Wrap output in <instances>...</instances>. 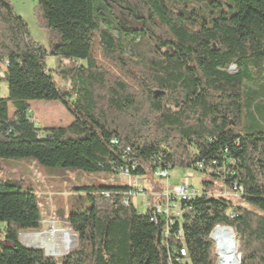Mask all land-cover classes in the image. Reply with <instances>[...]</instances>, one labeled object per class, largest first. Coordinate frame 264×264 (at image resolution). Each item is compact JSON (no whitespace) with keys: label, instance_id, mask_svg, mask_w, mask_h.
Listing matches in <instances>:
<instances>
[{"label":"trees","instance_id":"16d2710c","mask_svg":"<svg viewBox=\"0 0 264 264\" xmlns=\"http://www.w3.org/2000/svg\"><path fill=\"white\" fill-rule=\"evenodd\" d=\"M35 17L49 54L0 0V159L110 177L180 168L213 182L181 203L167 237L151 205L140 214L123 203L126 183L73 188L86 197L67 206L76 246L59 263L20 244L42 213L0 178V264H215L217 225L234 232L239 264H264V123L243 124L245 102L253 116L264 110V0H37ZM49 55L66 89L46 72ZM33 101L60 103L72 122L38 129Z\"/></svg>","mask_w":264,"mask_h":264},{"label":"rangeland","instance_id":"374dc122","mask_svg":"<svg viewBox=\"0 0 264 264\" xmlns=\"http://www.w3.org/2000/svg\"><path fill=\"white\" fill-rule=\"evenodd\" d=\"M9 2L14 13L25 22L31 39L40 44L49 54L52 39L50 34L38 25V21L35 17L37 0H9ZM63 63L69 65L66 61H63ZM45 64L46 72L49 73L61 87L66 89L67 85L65 82L55 74L58 64L57 59L49 55L45 60ZM231 71L234 72V69L231 68ZM251 90L256 91L257 87L253 86ZM6 96L7 85L4 81H0V98ZM251 96L257 97L258 95L251 93ZM246 103L247 102H245L243 107V124H250L254 119L260 120L264 123V110H261L260 113L256 112L257 115L254 114V117V105L250 106V104L247 105ZM8 108L9 114H11L13 111L12 105L9 104ZM29 110L35 126L40 130L45 128L66 127L72 121L70 114L58 102L33 101L30 102ZM167 173L169 176L167 179H158L153 177V174L146 173L137 180H140L145 188L151 186L162 188L163 191L168 188H175L182 184V181L188 174L191 175L189 178L191 186L198 191L203 189L202 181L213 182L212 178H208L201 173H195L192 170L173 168L169 169ZM0 178L17 184L21 192L33 193L36 197L38 208L42 213L40 229L38 231L20 233V244L28 246V240H30L32 235L42 234L52 230L67 231L69 232V236L74 238H71V246L66 248L63 253L49 255L50 257L57 258L59 263L61 262V258L67 255L76 246V237L66 226L65 218L67 215V206L72 205L75 200L85 199L86 197L85 192L80 190L76 191L73 190V188H81L85 186L124 185L126 183V180L119 178H113L110 180L111 177L105 174L88 175L80 171H66L60 168L50 169L42 167L31 159H0ZM133 184L136 185L134 181ZM155 191L157 190L145 191L146 198L144 200L140 197H134L132 199V204L138 213H145L149 204L154 203L156 195L160 193L159 191ZM215 195L218 194L215 192ZM222 196L230 199L234 205L241 204L238 197L233 196L228 191H224ZM228 231L231 232L230 230ZM232 232L231 234L233 236L234 232ZM31 247L37 248L34 245ZM37 249L41 248L38 247ZM41 250L44 253L46 251L44 249Z\"/></svg>","mask_w":264,"mask_h":264},{"label":"built area","instance_id":"2783aa9c","mask_svg":"<svg viewBox=\"0 0 264 264\" xmlns=\"http://www.w3.org/2000/svg\"><path fill=\"white\" fill-rule=\"evenodd\" d=\"M6 66V61H0V79H3L4 77ZM212 165L214 166L215 163L212 162ZM197 169L205 170L207 175H210L211 173L215 172V169H212L210 167L205 169L202 164H197ZM153 177H156L158 179H167L169 176L167 170H160L153 173ZM190 177L191 175L188 174L182 181V184H180L179 186L175 188H168L160 192L158 195H156V200L154 201V203L149 204L152 207V214L155 218V223L156 219L160 218L166 225V230L163 235L164 237L168 236L170 230L169 227L172 226L174 224L175 219L180 216L181 203L190 201L201 194V191L195 190L191 186L189 182ZM113 178L126 180L127 186L130 187V190L125 194L123 200V203L125 205L128 204L129 199L132 200L134 197H140L143 200L146 198L145 190L142 187L133 184V181L135 182L138 177L131 176L126 168H120L116 172V174L111 177V179ZM230 193L233 196L237 197L236 192ZM105 196L107 197L108 194H105ZM218 229H227L232 232L230 228L223 227L220 225L215 226L210 232L209 239L212 243L215 264H229L228 259L230 258V264H239L240 253L237 250V243L234 234L232 240H228V242H221L219 240V237L216 235ZM177 236L180 237L179 231L177 233ZM185 256V250L181 249L176 259L178 262H182Z\"/></svg>","mask_w":264,"mask_h":264},{"label":"bare ground","instance_id":"6f19581e","mask_svg":"<svg viewBox=\"0 0 264 264\" xmlns=\"http://www.w3.org/2000/svg\"><path fill=\"white\" fill-rule=\"evenodd\" d=\"M216 235L219 237L221 242H228V240H232L233 237L231 232H229L227 229H218ZM71 238L73 237H70L69 232L67 231L52 230L42 234L32 235L30 240H28L29 243L27 244L28 246L34 245L46 250L48 255H54L61 254L66 250V248H69L71 246ZM230 259H228L229 264Z\"/></svg>","mask_w":264,"mask_h":264},{"label":"crops","instance_id":"0c3cea01","mask_svg":"<svg viewBox=\"0 0 264 264\" xmlns=\"http://www.w3.org/2000/svg\"><path fill=\"white\" fill-rule=\"evenodd\" d=\"M135 183H136L137 186H141L145 191H154V190H157L155 192H158V191L161 192V191H163L162 188H157V187H151V186H149V187H146L145 188L144 185L142 184V182L140 180H136Z\"/></svg>","mask_w":264,"mask_h":264},{"label":"water","instance_id":"95a60500","mask_svg":"<svg viewBox=\"0 0 264 264\" xmlns=\"http://www.w3.org/2000/svg\"><path fill=\"white\" fill-rule=\"evenodd\" d=\"M19 241H20V236H19ZM21 242V241H20ZM23 245V244H22ZM25 248H27V249H32V248H35V247H31V246H26V245H23ZM38 248V247H37ZM46 256H49L47 253H46V251H45V253H44Z\"/></svg>","mask_w":264,"mask_h":264}]
</instances>
